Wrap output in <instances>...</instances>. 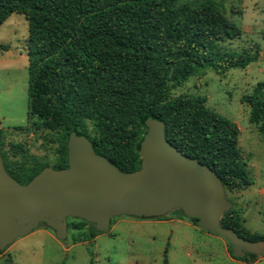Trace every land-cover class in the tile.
<instances>
[{
	"label": "trees",
	"instance_id": "trees-1",
	"mask_svg": "<svg viewBox=\"0 0 264 264\" xmlns=\"http://www.w3.org/2000/svg\"><path fill=\"white\" fill-rule=\"evenodd\" d=\"M193 2L0 0V24L12 13L24 15L28 22L27 117H36V129L58 135V162L52 168L67 167L66 143L75 132L119 171L139 169L145 120L153 117L164 124L167 141L215 171L224 191L250 183L238 148L237 124L209 109L202 95L170 96L171 89L205 70L224 74L257 59L250 49L237 52L223 46L239 38L242 29L212 0ZM243 99L249 121L264 134V83H257ZM11 148L22 150L18 143ZM0 155L6 172L21 184L47 166L16 167L9 165L1 149ZM172 211L198 226L197 218L186 217L180 209ZM219 223L240 237L264 238L249 231L231 208ZM85 225L86 232L74 237L75 242L96 233H90L89 223L82 219L67 221L68 228L78 231ZM227 246L235 259L258 257H234Z\"/></svg>",
	"mask_w": 264,
	"mask_h": 264
},
{
	"label": "rangeland",
	"instance_id": "rangeland-1",
	"mask_svg": "<svg viewBox=\"0 0 264 264\" xmlns=\"http://www.w3.org/2000/svg\"><path fill=\"white\" fill-rule=\"evenodd\" d=\"M212 1L242 29L239 38L223 46L237 52L250 49L257 52V59L224 74L205 70L171 89L170 96L202 95L209 109L237 124L238 148L250 183L237 191L223 189L224 197L249 231L264 235V134L249 121V106L243 99L257 83H264V0ZM27 36L28 22L22 14L12 13L0 24V46L7 47L0 50V149L9 165L46 163L52 168L58 162V135L36 129V117H27ZM12 143L21 144L22 150L14 151ZM186 222L190 221L172 210L162 219L121 215L112 219L107 232L78 242L73 238L86 232L87 225L80 231L67 227L61 240L39 224L0 252V264L7 258L12 264H264V255L255 261L231 257L222 237Z\"/></svg>",
	"mask_w": 264,
	"mask_h": 264
},
{
	"label": "water",
	"instance_id": "water-1",
	"mask_svg": "<svg viewBox=\"0 0 264 264\" xmlns=\"http://www.w3.org/2000/svg\"><path fill=\"white\" fill-rule=\"evenodd\" d=\"M145 126L140 167L132 172L119 171L75 132L66 143L67 167H44L26 184L6 172L0 156V252L39 224L63 240L68 217L103 233L116 216L156 217L179 207L202 230L222 237L234 257L264 255V238L249 240L220 225L231 204L215 171L167 141L158 119L147 118Z\"/></svg>",
	"mask_w": 264,
	"mask_h": 264
},
{
	"label": "crops",
	"instance_id": "crops-1",
	"mask_svg": "<svg viewBox=\"0 0 264 264\" xmlns=\"http://www.w3.org/2000/svg\"><path fill=\"white\" fill-rule=\"evenodd\" d=\"M170 221H171V222H173V220H170ZM176 221H179V222H181V220H180V219H177ZM182 221H183V220H182ZM186 224H187V225H191V224H190V222H186ZM191 227H193V226H191Z\"/></svg>",
	"mask_w": 264,
	"mask_h": 264
}]
</instances>
